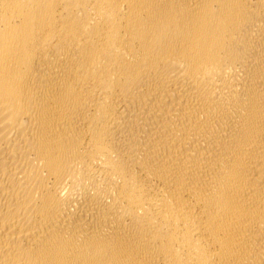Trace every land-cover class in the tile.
<instances>
[{
	"label": "bare ground",
	"instance_id": "obj_1",
	"mask_svg": "<svg viewBox=\"0 0 264 264\" xmlns=\"http://www.w3.org/2000/svg\"><path fill=\"white\" fill-rule=\"evenodd\" d=\"M0 264H264V0H0Z\"/></svg>",
	"mask_w": 264,
	"mask_h": 264
}]
</instances>
